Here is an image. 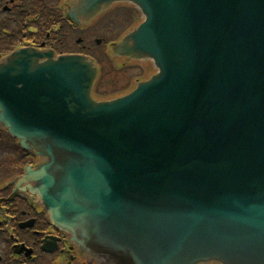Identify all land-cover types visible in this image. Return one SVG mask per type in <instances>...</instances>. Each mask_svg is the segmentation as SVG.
Listing matches in <instances>:
<instances>
[{"label":"water","instance_id":"1","mask_svg":"<svg viewBox=\"0 0 264 264\" xmlns=\"http://www.w3.org/2000/svg\"><path fill=\"white\" fill-rule=\"evenodd\" d=\"M118 3L143 21L112 56L156 68L129 94L94 99L82 56L0 61V127L41 160L18 187L92 264H264V0H74L66 15Z\"/></svg>","mask_w":264,"mask_h":264},{"label":"flooded vegetation","instance_id":"2","mask_svg":"<svg viewBox=\"0 0 264 264\" xmlns=\"http://www.w3.org/2000/svg\"><path fill=\"white\" fill-rule=\"evenodd\" d=\"M65 1L0 0V58L16 49L31 47L51 50L57 55L82 54L98 59L103 68L102 64L107 62L105 51L113 42L108 31L117 27L116 22L124 24L129 20L127 8H123L119 16L103 21L107 24L97 22L82 29L64 18ZM96 29L103 31L99 37H96ZM135 71L138 73L129 74L127 78L122 76L124 72ZM146 71L147 68L137 65L105 71L104 77L95 85V96L103 100L123 95L133 82L146 79ZM37 163V157L21 151L13 139L0 131V264H52L50 256H57L59 262L61 257L67 259L70 255L73 264H79L75 251L65 242V236L49 226L45 214L32 202L26 184L20 186L24 191L17 186L16 178L22 176L26 167ZM9 181L14 185L8 184ZM47 237L57 244L52 253L42 251V242ZM19 244H24L32 253L22 252L15 256L13 247Z\"/></svg>","mask_w":264,"mask_h":264},{"label":"rangeland","instance_id":"3","mask_svg":"<svg viewBox=\"0 0 264 264\" xmlns=\"http://www.w3.org/2000/svg\"><path fill=\"white\" fill-rule=\"evenodd\" d=\"M129 9H127V11H126V13H129L130 14V12L128 11ZM119 11H121V10H119ZM117 13V12H116ZM115 15V13L112 15V16H114ZM108 17H111V15L110 16H108ZM104 20H106V18L104 19ZM107 21V20H106ZM101 22V21H100ZM102 23H106L107 24V22H102ZM109 23V22H108ZM130 24H131V21H127L126 23H122V22H116L115 23V26H117V27H115L113 30H110V31H108V33L110 32V35H111V37L112 38H114L115 36H117V35H119L120 33H122L123 32V30H125V29H127V27H129L130 26ZM97 35H98V33L99 34H102L103 33V31L101 30H99V29H97ZM104 32H107V31H104ZM105 58V57H104ZM106 59V58H105ZM107 60V59H106ZM102 66H103V70L104 71H112V66H110V65H108V63L107 62H105V63H103L102 64ZM138 72L137 71H135V72H129V73H123L122 74V76H123V78H127V76L129 75V74H137ZM118 77V76H117ZM105 93H108V92H105ZM53 260V259H52Z\"/></svg>","mask_w":264,"mask_h":264}]
</instances>
